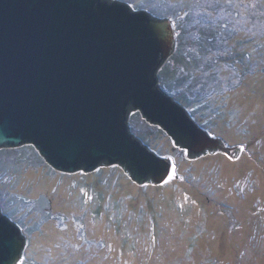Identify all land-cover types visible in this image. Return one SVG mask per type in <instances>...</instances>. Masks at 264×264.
<instances>
[{
  "label": "rangeland",
  "instance_id": "obj_1",
  "mask_svg": "<svg viewBox=\"0 0 264 264\" xmlns=\"http://www.w3.org/2000/svg\"><path fill=\"white\" fill-rule=\"evenodd\" d=\"M112 1L174 21L163 90L245 147L189 160L133 112L132 133L175 162L163 186L119 166L59 173L30 145L0 150V209L25 227L19 264H264V0Z\"/></svg>",
  "mask_w": 264,
  "mask_h": 264
},
{
  "label": "water",
  "instance_id": "obj_2",
  "mask_svg": "<svg viewBox=\"0 0 264 264\" xmlns=\"http://www.w3.org/2000/svg\"><path fill=\"white\" fill-rule=\"evenodd\" d=\"M174 21L112 0H0V150L33 146L56 172L119 166L138 186H163L176 168L132 133L140 112L189 160L245 146L202 128L163 90ZM161 86V87H160ZM24 226L0 209V264H19Z\"/></svg>",
  "mask_w": 264,
  "mask_h": 264
},
{
  "label": "trees",
  "instance_id": "obj_3",
  "mask_svg": "<svg viewBox=\"0 0 264 264\" xmlns=\"http://www.w3.org/2000/svg\"><path fill=\"white\" fill-rule=\"evenodd\" d=\"M164 19V18H163ZM178 43L179 44H181V38H179L178 36L176 37V46H178ZM174 56L172 55L171 56V58H173ZM163 70H160V73H158L159 75H160V77L162 76L163 77V74H164V72H162ZM160 85L161 86H163V87H165L164 85H162V83L160 82ZM160 86V87H161ZM168 92V91H167ZM175 99V101H177L178 103H181V102H179V100H177L176 98H174ZM169 182V181H168Z\"/></svg>",
  "mask_w": 264,
  "mask_h": 264
}]
</instances>
